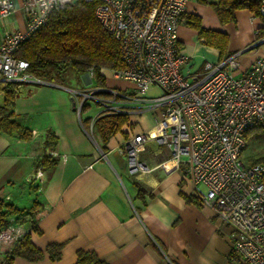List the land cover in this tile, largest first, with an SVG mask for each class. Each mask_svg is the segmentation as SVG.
Returning <instances> with one entry per match:
<instances>
[{
	"label": "crops",
	"instance_id": "crops-1",
	"mask_svg": "<svg viewBox=\"0 0 264 264\" xmlns=\"http://www.w3.org/2000/svg\"><path fill=\"white\" fill-rule=\"evenodd\" d=\"M12 1L14 9L0 20V42L25 26L22 0ZM187 14L198 15L205 28L228 35L222 57L240 52V70L264 55V41L260 42L264 21L253 12L237 9L233 20L221 22L210 4L187 0L183 22L176 30L187 56L184 72L201 70L205 62L222 58L218 48L199 40L197 30L185 22ZM100 73L105 88L126 91L133 87L127 80L114 78L109 69L101 68ZM80 74L85 84H91ZM40 80L15 88V120L30 131V138L0 134V197L25 208L38 202V231L30 222L19 226L43 251L37 260L15 255L11 264H74L79 250L93 252L105 264H235L230 261L231 227L217 221L211 208L191 196L192 185L182 178V168L170 159L168 148L154 146L149 161L155 168L130 175L119 148L127 133L120 128L103 143L95 127L88 133L95 113L81 109L78 114L80 98L68 91L72 87ZM158 93L156 87L147 90V95ZM2 100L0 91V104ZM146 117L143 113L129 119L138 124ZM153 122L134 130L149 129ZM44 158L54 164L42 165ZM36 172L40 177L34 180ZM51 243L60 244L58 259H50L45 251ZM12 245L0 246V264L6 263L5 253Z\"/></svg>",
	"mask_w": 264,
	"mask_h": 264
},
{
	"label": "built area",
	"instance_id": "built-area-1",
	"mask_svg": "<svg viewBox=\"0 0 264 264\" xmlns=\"http://www.w3.org/2000/svg\"><path fill=\"white\" fill-rule=\"evenodd\" d=\"M73 0H22L23 29L0 42V81L34 84L41 80L28 71V62L15 55L20 43L44 25L50 14ZM90 1V0H84ZM94 14L118 40L123 67L110 70L114 78L133 84L130 91L96 86L68 88L80 110L91 99L105 113H124L127 133L119 145L132 176L155 166L141 157L146 143L165 146L182 178L192 185L191 196L213 210L217 221L231 227L230 261L264 264V162L245 163V133L264 126V55L247 69H239V54L205 62L201 70L184 72L187 56L181 50L177 27L183 22L187 0H97ZM14 9L12 0H0V20ZM264 13V2L260 4ZM264 41V37L260 42ZM92 83L94 72H86ZM150 87L158 94L147 95ZM102 92L107 93L102 94ZM153 115L149 129L134 130L130 116ZM40 173L36 172V180ZM29 180L33 183L34 180ZM26 232L18 224L0 230V246L14 244Z\"/></svg>",
	"mask_w": 264,
	"mask_h": 264
},
{
	"label": "trees",
	"instance_id": "trees-1",
	"mask_svg": "<svg viewBox=\"0 0 264 264\" xmlns=\"http://www.w3.org/2000/svg\"><path fill=\"white\" fill-rule=\"evenodd\" d=\"M210 4L216 11L221 22L234 19L237 9H247L264 21V13L260 12V4L264 0H198ZM97 0H73L63 7L53 11L48 21L33 31L18 46L15 55L28 62V71L37 78L47 81L56 80L61 67L69 63L78 73H84L89 68L93 69L95 85L103 86L104 77L100 73L101 68L115 70L123 67L120 55L119 42L108 33L97 20L94 9ZM183 15V14H182ZM189 26L197 30L199 40L218 48L222 57L226 51L228 35L219 30L205 28L201 19L196 14H187L186 21ZM264 34V27L260 29ZM16 83L0 81V91L3 100L0 104V134L15 133L21 139L30 138V131L21 127L15 120L14 97L16 95ZM102 94H107L102 92ZM128 121V115L124 113H105L99 115L93 123L98 130L103 143L108 137L120 130L121 126ZM264 131V126H255L245 133L246 146L250 137L249 131ZM104 146L102 145V149ZM244 148V149H245ZM42 165L51 167L54 160ZM264 162V154L249 157L246 163L253 164ZM37 201H33L28 208L18 207L12 202L0 197V230L10 224H23L30 222L33 229L35 226V213ZM45 251L50 259L55 260L60 255V244L51 243ZM22 256L28 260H37L43 257V251L35 247L29 241V233H25L17 239L12 248L5 253V264H11L13 256ZM74 264H105L93 252L79 250Z\"/></svg>",
	"mask_w": 264,
	"mask_h": 264
},
{
	"label": "rangeland",
	"instance_id": "rangeland-1",
	"mask_svg": "<svg viewBox=\"0 0 264 264\" xmlns=\"http://www.w3.org/2000/svg\"><path fill=\"white\" fill-rule=\"evenodd\" d=\"M107 73L109 74L110 72L108 71ZM108 78H111V77H108ZM94 80L95 79L93 77V81H92L93 83L85 84L82 77H81V74L78 73L69 63H65L61 67V70H60L58 76L56 77V81H58L62 86L79 88V89H86V90H89V89L97 86V85H95ZM112 82L113 83H116V82L120 83L122 81L112 79ZM119 88H121V86H119ZM123 89H125V88H123ZM130 90H131V88H126V91H130ZM77 97L80 98V95H77ZM100 109H101V107L99 105V102L92 101L91 99H89L86 102V104L83 106L82 112H85L88 110V111L94 112L96 114L97 112H99ZM145 113H147L146 120L144 122H142L141 120H138L139 123L138 124L134 123L133 125H131V128H133V129L135 127L136 128L137 127L144 128L145 126L150 125L154 121L153 115L150 112H145ZM249 132H250V137H249V141H248V146L243 151V160L245 161V163L249 157L256 156L259 154H264V131L258 132V131L252 130ZM154 146H157V145L149 142V143L142 145L140 148L141 157L146 159L148 162H150L149 160H151V159L153 160ZM2 198H4V197H2ZM4 199L7 200L6 198H4Z\"/></svg>",
	"mask_w": 264,
	"mask_h": 264
},
{
	"label": "water",
	"instance_id": "water-1",
	"mask_svg": "<svg viewBox=\"0 0 264 264\" xmlns=\"http://www.w3.org/2000/svg\"><path fill=\"white\" fill-rule=\"evenodd\" d=\"M82 76L84 77V76H87V74L84 72L83 74H82Z\"/></svg>",
	"mask_w": 264,
	"mask_h": 264
}]
</instances>
